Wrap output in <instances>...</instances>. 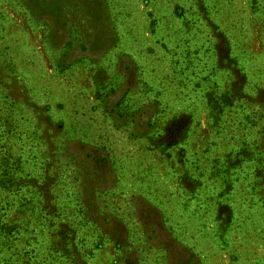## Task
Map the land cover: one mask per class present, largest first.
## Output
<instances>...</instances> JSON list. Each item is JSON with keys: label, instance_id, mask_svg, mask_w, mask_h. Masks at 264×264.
<instances>
[{"label": "rangeland", "instance_id": "1", "mask_svg": "<svg viewBox=\"0 0 264 264\" xmlns=\"http://www.w3.org/2000/svg\"><path fill=\"white\" fill-rule=\"evenodd\" d=\"M0 264H264V0H0Z\"/></svg>", "mask_w": 264, "mask_h": 264}]
</instances>
